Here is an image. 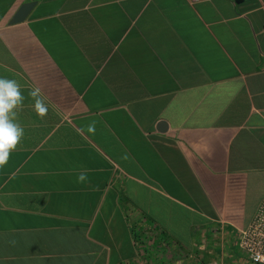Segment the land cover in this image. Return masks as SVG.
<instances>
[{"label": "crops", "instance_id": "crops-1", "mask_svg": "<svg viewBox=\"0 0 264 264\" xmlns=\"http://www.w3.org/2000/svg\"><path fill=\"white\" fill-rule=\"evenodd\" d=\"M0 78L23 97L0 264H248L264 0H0Z\"/></svg>", "mask_w": 264, "mask_h": 264}, {"label": "clouds", "instance_id": "clouds-1", "mask_svg": "<svg viewBox=\"0 0 264 264\" xmlns=\"http://www.w3.org/2000/svg\"><path fill=\"white\" fill-rule=\"evenodd\" d=\"M29 95L34 98L33 107L37 115L43 117L47 107L39 99V90L34 89ZM22 100L20 85L16 81L0 78V166L7 163L9 152L15 148L23 136V129L13 122L14 109ZM88 129L90 132L93 131L94 125H89ZM83 179V176L78 177V181Z\"/></svg>", "mask_w": 264, "mask_h": 264}, {"label": "built area", "instance_id": "built-area-1", "mask_svg": "<svg viewBox=\"0 0 264 264\" xmlns=\"http://www.w3.org/2000/svg\"><path fill=\"white\" fill-rule=\"evenodd\" d=\"M235 244L247 256L248 264H264V202L248 227L236 230Z\"/></svg>", "mask_w": 264, "mask_h": 264}, {"label": "water", "instance_id": "water-1", "mask_svg": "<svg viewBox=\"0 0 264 264\" xmlns=\"http://www.w3.org/2000/svg\"><path fill=\"white\" fill-rule=\"evenodd\" d=\"M33 6H34V3H26L22 5V7L19 9V11L16 13V15L11 20V24L22 22L27 17V15L29 14ZM160 126L162 127V130H163L162 132H164L167 129V125L164 122H162Z\"/></svg>", "mask_w": 264, "mask_h": 264}]
</instances>
